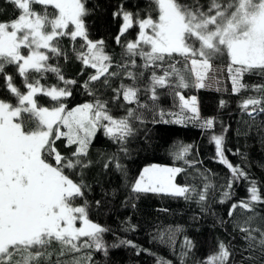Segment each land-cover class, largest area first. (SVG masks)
<instances>
[{
    "label": "snow or ice",
    "instance_id": "obj_1",
    "mask_svg": "<svg viewBox=\"0 0 264 264\" xmlns=\"http://www.w3.org/2000/svg\"><path fill=\"white\" fill-rule=\"evenodd\" d=\"M8 2L20 11V15L10 22H0V76H3L8 93L16 100L14 104L0 99V264H53L51 258L54 251L49 249L54 242L60 245L54 264H94L93 252H103L108 256L109 246L103 235L109 229L89 219L86 200L85 206L74 204L77 198L84 197L85 189L90 190V186L83 179L79 183L74 182L65 170L79 168L82 174L92 166L93 161L87 157L98 129H102L113 143L119 144V151L127 156L125 144L135 132L131 119L142 123L143 118L131 107L127 109L126 116L114 118L108 110V102L99 98L71 110H67L63 103L72 94L68 86L76 81L65 79L58 66L48 63L51 56L63 55L59 46L62 37L68 36L72 41L79 37L84 41L81 48L86 51H79L77 59L85 67L95 69V74L90 75L83 84L89 95L95 96L99 90L90 87L92 82L101 81V77H104L101 86L110 88L109 79L120 75V72L109 71L112 57L105 52L104 41L89 39L84 21V17L89 14L85 0ZM151 2L158 9L156 20L151 15L140 18L138 12L126 10L124 3L119 4L112 13L113 18L122 20L116 36L117 44L129 29L134 26L139 28L135 40L128 41L124 46L127 60L117 66L125 70L133 84L121 83L119 88L112 89L116 94L113 100H117L122 93L127 104L136 103L138 108L147 107L139 103V89L135 86L137 73L128 70L129 66L138 67L136 57L143 61L139 67L153 70L149 89L153 100L158 98L157 86H169L168 78L172 76L178 79L179 87L186 88L189 87L186 75L190 72L195 77V87H204L211 62L223 55L229 60L228 72L234 93L248 89L249 85L242 83L245 73L264 76V0H210L206 10L199 0H193L192 4H182L179 0ZM33 5L42 6L43 11H36ZM49 6L58 14L51 16ZM69 25L73 27L70 29ZM22 49H27L26 55ZM174 56L184 58L183 69L177 68L175 64L163 69V63ZM8 65H15L18 75L23 79L25 92L6 73ZM156 68H161L163 75H157ZM48 72L55 73L65 86L41 84L40 80ZM32 73L37 76L34 78ZM252 88L260 96L244 99L240 110L252 117L254 122V113L264 112V85H254ZM38 95L49 97L56 106H40L36 99ZM176 95L180 98L181 114L172 123L192 121L198 122L204 130L214 128L215 118H200L195 96L186 99L179 92ZM224 105L225 101L221 100L220 106ZM61 126L67 131H61ZM227 131L224 128L221 134L213 132L210 136V142L215 144L218 162L231 173L219 203L224 204L231 199L234 183L241 179L248 182V198L232 203L227 215L229 218L234 217L237 209L253 213L242 222H236L235 227L239 228L241 238L246 241V247L240 249L241 264H260L264 260V229L252 227V224L258 215L256 205L264 204V199L258 181L252 179L241 166H234L225 156L223 133ZM61 138L66 139L65 147L76 146L71 158L58 150L56 142ZM191 148L192 145L182 146L176 158L194 167L197 162L185 159ZM50 158L55 161V166L48 162ZM113 163L115 170L127 179V170L117 154L107 158L103 165L105 171ZM182 171L184 169L179 167L144 168L130 185L131 194L136 199L142 194L153 193L183 198L185 201L195 200L202 211H207L210 190L215 188L210 180V170L199 173L203 183L199 190L194 185L181 186L174 182ZM100 203L96 201L97 207ZM132 206L135 207V204ZM218 223L223 225L225 221L220 219ZM135 228V225H129L124 231H135ZM180 231V227L168 229L166 233L161 232L158 238L165 242L167 236L168 241L174 244L175 234ZM120 246L135 249L137 255L141 252L152 255L149 250L126 239L111 245L112 248ZM194 247V243L185 237L178 256L180 264H186ZM244 252L248 255L243 256ZM70 253L80 255H73L70 260L60 259ZM233 255L230 243L220 241L218 251L206 257L203 264H227ZM156 264H171V261L157 257Z\"/></svg>",
    "mask_w": 264,
    "mask_h": 264
},
{
    "label": "trees",
    "instance_id": "obj_2",
    "mask_svg": "<svg viewBox=\"0 0 264 264\" xmlns=\"http://www.w3.org/2000/svg\"><path fill=\"white\" fill-rule=\"evenodd\" d=\"M179 2L192 4L193 0H179ZM199 2L206 10L210 0H199ZM121 3L125 4L126 10L133 13L138 12L140 18L151 15L154 20L158 19V9L151 0H85V7L89 14L84 17V21L89 39L104 41V50L112 57L109 71L120 72L119 76L109 79L110 88L101 86L104 79L101 77V81L92 82L90 85V87L99 89L95 96L89 95L85 91L83 84L90 75L95 74V69L85 67L77 59L79 51H86L81 48L84 41L79 37L76 41H72L68 36L62 37L59 46L63 55L51 56L48 61L52 66L60 68L65 79L76 81L75 84L68 86L72 93L71 96L63 100L67 110L84 103L94 102L99 98L108 102V110L114 118L119 119L126 116L129 107L135 109L136 114L143 118L142 123L140 120L131 119L135 132L125 144L128 149L127 156L119 151V144L113 143L105 136L102 129H98L89 146L87 157L93 161L92 166L85 169L82 174L79 168L65 170V173L74 182L79 183L83 179L84 183L90 186V190L85 189L84 197L77 198L74 204L85 206L86 200L89 219L109 229L103 235L105 243L109 246L108 256L106 257L103 252H93L94 264H156L157 257L171 261V264H180L178 256L185 237L195 245L186 264H203L206 257L218 251L220 241H224L226 244L230 243L234 252L227 264H241L240 249L246 247V241L241 238L242 234L235 224L242 222L253 213L237 209L232 218H229L227 213L232 203L248 198L247 188L249 185L243 179L234 183L231 199L224 204L219 203L231 173L227 167L218 162L215 144L210 142V136L213 132L219 135L224 128L228 129L226 133H223L225 156L234 166H241L252 179L258 181L261 197L264 199V112L254 113L255 120L253 122L252 117L240 110V104L244 99L250 96H260L259 93L253 91L252 86L264 85V76L245 73L242 83L249 85L248 89L234 93L233 87L229 83L225 85L224 89L197 88L195 87V77L189 72L186 75L189 87L181 88L178 86V79L175 76L169 77V86L163 88L157 86L156 95L158 98L153 100L149 90L153 70L139 67L143 61L136 57L138 67L131 68L129 66L128 70L137 73L135 86L139 89V103L145 104L147 107L138 108L136 103L127 104L123 100L122 93L117 100H113L116 94L112 89L119 88L121 83L133 84L125 70L117 66L127 60L124 55V46L128 41L135 40L139 32L138 26H134L117 44L116 36L119 34L122 20L113 18L112 13ZM32 7L38 12L43 11L40 5ZM48 12L51 16L58 14L51 6L48 8ZM19 15L20 11L8 0H0V22H10ZM72 27L69 25L70 29ZM170 64H175L177 68L183 69L185 61L183 57L174 56L173 59L163 63V69H168ZM211 64L225 67L228 66L229 60L226 55H223L214 59ZM5 71L13 77V82L17 87L25 92L23 79L18 75L15 65L6 66ZM155 71L157 75H163L161 68H156ZM139 73H143V75L140 76ZM32 76L35 78L37 74L32 73ZM40 82L45 86H65L52 72L46 73ZM177 92L185 98L192 96L197 98L200 118L202 120L215 118L212 130L202 129L198 122L187 121L183 124L171 122L181 114V102L179 96L176 95ZM0 99L9 100L14 104L16 102L15 98L8 93L3 76H0ZM36 99L40 106L48 108L56 106L55 102L44 95H38ZM221 100L225 101L223 107L220 106ZM161 113H163V118ZM185 114L190 115L189 113ZM164 121L169 122L165 123ZM61 130L63 131L64 128L62 127ZM56 143L61 154L71 158V153L76 146L65 147V138H61ZM186 145H192V148L185 159L197 162L194 167H189L185 160L176 158L181 147ZM113 154L119 155L120 162L127 170V179L115 170L114 163L109 170L105 171L103 165L107 162V158ZM48 162L55 166L53 159L50 158ZM156 163L184 169L175 177V183L181 186L194 185L198 190L203 187L199 173L205 169L210 170V180L215 188L210 190L206 205L208 210L202 211L201 206L195 200L185 201L183 198H173L163 194H142L139 199H136L131 194L130 185L139 177L146 165ZM114 190L115 195H113ZM105 192L108 193L107 196L104 195ZM130 196L131 199H129ZM96 201L101 202L99 207H97ZM133 204L135 207L132 206ZM256 212L258 215L252 227L264 229V204H257ZM193 217H198V219L194 220ZM220 219L225 221L223 225L218 223ZM129 225H135V231H124ZM177 227H180L182 231L175 234L174 244L168 241L167 236H165V242H161L158 238L161 232L166 233L168 229ZM122 239L133 241L141 248L149 250L152 255L146 252L137 255L135 249L126 246L111 247ZM59 248L60 245L54 242L49 249L54 251L51 258L53 264L57 259L56 254ZM73 255L80 254L70 253L60 259L70 260ZM247 255V252L243 253V256ZM260 264H264V260H261Z\"/></svg>",
    "mask_w": 264,
    "mask_h": 264
},
{
    "label": "rangeland",
    "instance_id": "obj_3",
    "mask_svg": "<svg viewBox=\"0 0 264 264\" xmlns=\"http://www.w3.org/2000/svg\"><path fill=\"white\" fill-rule=\"evenodd\" d=\"M24 51H26L25 52V55H26L27 49H22L23 53H24ZM190 67H191V65H190ZM227 83H229L233 87L232 79H231L229 72H228V66L223 67V66H219L216 64H214V65L211 64V70L208 72L206 79L204 80V85H205L204 88L208 87V88H212V89H215V88L216 89H224L225 85ZM105 123H107V122H105ZM61 128H62V126H61ZM63 131H67V129L64 128ZM153 166H156V167H174V166H170V165H163V164L156 163V164L146 165V167H144V168L153 167ZM143 169H142V171H143ZM79 226H80L79 222H77V227H79Z\"/></svg>",
    "mask_w": 264,
    "mask_h": 264
}]
</instances>
